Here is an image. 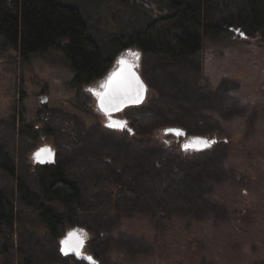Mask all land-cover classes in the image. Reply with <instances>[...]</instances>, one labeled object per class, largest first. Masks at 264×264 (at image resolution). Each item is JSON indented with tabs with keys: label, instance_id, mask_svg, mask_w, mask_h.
Wrapping results in <instances>:
<instances>
[{
	"label": "trees",
	"instance_id": "1",
	"mask_svg": "<svg viewBox=\"0 0 264 264\" xmlns=\"http://www.w3.org/2000/svg\"><path fill=\"white\" fill-rule=\"evenodd\" d=\"M125 1L116 16L117 30L107 33L98 18L97 24L93 22L104 0H0V46L12 48L24 59L60 52L75 70L74 82L80 87L106 75L123 49L136 47L183 69L208 41L217 43L237 32L264 39V0ZM174 82L178 84L173 94L176 106L190 117L199 116L200 112L193 115L185 101L176 97L182 92L188 94V87L194 92L204 90L199 88L198 78L194 85L176 79ZM153 94H148L147 108ZM131 109L137 111L130 117L137 126L147 116L146 103ZM12 118L17 139L31 147L46 140L67 152H58L50 164L31 163L27 154L31 171L27 177L15 153L3 141L0 143V170L11 181L9 189L0 188V242L8 230L21 234L23 212H28L29 222L37 221L43 230L41 237H18L14 246L19 254L29 256L22 260L24 264H32V255L41 258L40 251L45 247H50L61 261L71 260L60 257L55 248L62 233L84 224L99 236L103 221L118 217L120 222L126 207H133L135 201L148 203L149 196L158 208L172 207L179 213L188 206L194 208L195 203H205V175L214 173L212 170L221 164L219 154L227 147V142L213 140L206 150L172 151L165 142L162 145L149 132L139 129L132 135L125 130H107L113 140L77 116L47 106L39 110L36 125L24 122L23 110ZM186 128L189 130V125ZM140 133L143 135L138 137ZM156 144L161 145L159 151ZM121 153L127 155L119 157ZM141 184L146 194L140 193ZM98 190L104 192L103 196L92 199L89 194ZM86 237L89 242V233ZM94 241L87 245L88 250L97 264H107L108 247Z\"/></svg>",
	"mask_w": 264,
	"mask_h": 264
},
{
	"label": "rangeland",
	"instance_id": "2",
	"mask_svg": "<svg viewBox=\"0 0 264 264\" xmlns=\"http://www.w3.org/2000/svg\"><path fill=\"white\" fill-rule=\"evenodd\" d=\"M124 5L125 0H104L93 22L97 24L98 18L100 27L107 33L117 30L116 16ZM120 57L135 63L147 84L144 102L147 116L134 126L130 117L137 111L129 107L113 115L126 120V127L108 128L115 122L100 112L93 94L101 89L107 74L79 87L74 82L75 70L60 52L50 51L24 59L12 48L0 46V143L3 141L15 153L17 161L25 166L23 173L27 177L31 172L27 154L31 163H35L33 153L41 147H51L56 155L63 153L62 147L49 141L41 140L31 147L13 134L14 114L23 110L24 122L36 125L38 112L44 106L75 115L88 127L113 140L116 139L107 130H125L132 135L139 129L149 132L160 144L165 142L172 151L193 152L196 151L191 147L184 149L191 139L223 140L227 147L219 154L221 164L212 170L211 176L207 174L204 178L205 203H195L194 208L188 206L179 213L172 207L158 208L150 196L148 203L135 201L133 207H126L127 213L120 222L118 217H112L109 222L103 221L100 229L96 227L99 236L84 224L82 229L78 228L85 237L87 233L90 235L89 242L86 237L84 253L92 255L87 245L95 240L93 243L103 242L108 247L107 264H264V39L237 32L217 43L208 41L183 69L172 67L162 57L144 54L136 47L123 49L116 60ZM197 78L199 88L204 90L194 92L188 87V94L182 92L176 96L185 101L189 112H200L199 116L190 117L176 106L174 80L194 85ZM150 93H154V98L147 108ZM171 127L184 130L186 135L177 137L165 133ZM160 144L155 145L156 151L161 148ZM10 186V179L0 170V188ZM142 187L143 184L139 186L140 193L146 194ZM103 194L98 190L89 196L95 200ZM27 213L20 214L25 224L21 234L8 230L1 240L0 264H24L22 260L28 255L19 254L14 246L18 237L22 234L23 240L29 239L30 234L41 237L43 230L37 221L27 220ZM108 224L112 228L106 229ZM59 245L60 241L55 248L60 257L71 260L61 261L50 252V247H45L40 251L41 258L31 256L32 264H77L79 260L75 257L60 254Z\"/></svg>",
	"mask_w": 264,
	"mask_h": 264
},
{
	"label": "water",
	"instance_id": "3",
	"mask_svg": "<svg viewBox=\"0 0 264 264\" xmlns=\"http://www.w3.org/2000/svg\"><path fill=\"white\" fill-rule=\"evenodd\" d=\"M125 60L127 61V63L129 65H135V63L131 62L128 59L122 58L120 57L119 59H117L115 61V66L107 73L105 80L101 86V89L99 91H95V93H100L101 95H103V93H105L106 91H109L108 88L105 87V85H107L109 78L112 76L113 73H116L120 70V68L122 67L120 61L121 60ZM135 73L139 76L140 81L143 82V85L145 86V91L140 93V99L138 102H134L137 100V94L136 92H128V93H123L121 94L118 98L114 99V100H110L108 97H105V101H104V109L102 110L101 105H100V97L98 95H95L94 92V96L96 98V104L98 109L100 110V112L102 114H104L108 119H110V121L113 123L115 122L116 125H118L120 122H126L125 120H120L117 118H114L113 115L122 112L123 110L132 107V106H139L142 105L147 97V91H148V87L147 84L145 83V81L143 80V78L141 77L139 71L137 70V67L135 65ZM108 113V114H106ZM118 127V126H117ZM120 128V127H119ZM166 130H180V132L182 134H177L176 131H168L166 132ZM165 130V133L168 134H173L177 137H181V136H185L186 132L180 128H175V127H171ZM201 138V137H200ZM204 140L208 141L206 138H203ZM208 144H202L198 141H196L195 139H191L189 143H187V145H190L191 149H194L195 151L198 150H202L204 148H207L211 145L212 141H208ZM41 149H50L51 150V155L48 154H44L41 159L38 161L37 158L34 156L35 153H37L39 150ZM185 149V147H184ZM55 157H56V153L55 151L51 148V147H41L39 149H37L34 153H33V159L35 161V163L38 164H50L53 163L55 161ZM76 232L78 236H80L83 239V245L80 248V255L77 256L75 253H69V254H65L64 252L61 251V241L65 240V238L68 237L69 233H73ZM86 245V237L83 234V232H81L79 229H72L70 231H68L64 237L61 238L60 240V245H59V252L61 255L63 256H72L75 257L77 260L79 261H86L90 264H97V261L94 259V257L90 254H85L84 253V248ZM90 258V259H89Z\"/></svg>",
	"mask_w": 264,
	"mask_h": 264
},
{
	"label": "snow or ice",
	"instance_id": "4",
	"mask_svg": "<svg viewBox=\"0 0 264 264\" xmlns=\"http://www.w3.org/2000/svg\"><path fill=\"white\" fill-rule=\"evenodd\" d=\"M136 55L138 58V54ZM120 63L122 65L120 70L116 73H113L112 76L109 78L107 85H105V87L108 88L109 91H106L105 93H103V95L94 92L95 95H98L100 97V105L102 110L104 109L105 97H108L110 100H114L123 93L134 91L137 94V100L134 102H138L140 99V93L146 90L145 86L143 85V82L140 81L139 76L135 73V65H129L127 61L123 59L120 61ZM109 126H118L120 128H124L126 127V122H120L118 125L110 124ZM168 131H176L177 134H182L180 130H166V132ZM194 139L202 144L209 143L208 141L200 137ZM184 147L185 149H187L190 147V145L186 144L184 145ZM44 154L51 155V150L41 149L37 153H35L34 156L39 161ZM80 231L83 232V230ZM82 245L83 239L78 236L76 232L69 233L68 237L65 238V240L61 241V251L65 254L75 253L77 256H79L80 248L82 247Z\"/></svg>",
	"mask_w": 264,
	"mask_h": 264
},
{
	"label": "flooded vegetation",
	"instance_id": "5",
	"mask_svg": "<svg viewBox=\"0 0 264 264\" xmlns=\"http://www.w3.org/2000/svg\"><path fill=\"white\" fill-rule=\"evenodd\" d=\"M129 53V52H128Z\"/></svg>",
	"mask_w": 264,
	"mask_h": 264
}]
</instances>
